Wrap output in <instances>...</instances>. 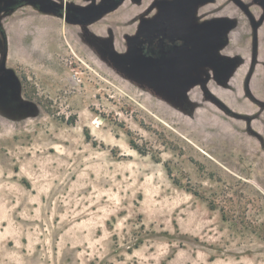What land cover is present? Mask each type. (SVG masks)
Segmentation results:
<instances>
[{
  "label": "rangeland",
  "instance_id": "rangeland-1",
  "mask_svg": "<svg viewBox=\"0 0 264 264\" xmlns=\"http://www.w3.org/2000/svg\"><path fill=\"white\" fill-rule=\"evenodd\" d=\"M164 1L3 15L0 264H264V0H195L194 50L134 65Z\"/></svg>",
  "mask_w": 264,
  "mask_h": 264
},
{
  "label": "flooded vegetation",
  "instance_id": "flooded-vegetation-1",
  "mask_svg": "<svg viewBox=\"0 0 264 264\" xmlns=\"http://www.w3.org/2000/svg\"><path fill=\"white\" fill-rule=\"evenodd\" d=\"M47 1L55 7L51 10L54 11L56 16L63 17L70 24L80 23L82 25L92 24L94 20L101 18L100 16L111 8L124 4V0H81L79 4L69 0ZM25 3L31 4L34 9L39 11L44 12L45 9H49L46 0H13V3H6L0 8V32L4 31L5 24L2 17L6 14V11ZM176 3L179 4L178 10L177 5L175 6ZM164 4V6H161L162 4L157 6L158 10L155 12H151L152 8H148V11L143 16L144 24H151L162 12L166 14L167 11H170L169 13H171V15L164 17L163 29H161L160 33L152 34V37L140 38V61L135 59L133 61L134 65L141 67V63L145 60L160 59L162 57L173 58L175 55L183 59L190 50H194L196 37L190 29L193 30L194 27H199L194 20L195 16L193 17L197 2L195 0H165ZM92 6L96 7V12L92 15L90 12L86 13L85 10ZM164 8L166 9L164 10ZM134 24L133 18L127 22L128 27L129 25L132 27ZM172 28L175 31H171ZM129 40L132 42L135 38H130ZM161 67L162 65L159 66L158 70H161Z\"/></svg>",
  "mask_w": 264,
  "mask_h": 264
},
{
  "label": "water",
  "instance_id": "water-1",
  "mask_svg": "<svg viewBox=\"0 0 264 264\" xmlns=\"http://www.w3.org/2000/svg\"><path fill=\"white\" fill-rule=\"evenodd\" d=\"M46 2H47V5H48L47 7H49L50 9L55 8V7H54L53 5H51L47 0H46ZM178 8H179V4H177V10H178ZM169 15H171V13H169ZM169 15H168V16H169ZM168 20H169V19H168ZM161 29H163V25H162V24L160 25V27H159L158 29L156 28L155 30H152V31H151V30H146V31L144 32V37H147V38H148V37H150L152 34H155V35H156L157 33H160V32H161ZM151 37H152V36H151ZM140 42H141V41L138 40L139 45H140ZM136 48H137V49H135V54H134V55H136V57H137L136 60H137V61H140V53H139L140 48L137 47V46H136ZM158 61L160 62V60H158ZM145 62H146V61H145ZM145 62L142 64V65H144V67L146 66V65H145ZM145 69H146V68H145ZM155 72H156V70H155Z\"/></svg>",
  "mask_w": 264,
  "mask_h": 264
},
{
  "label": "bare ground",
  "instance_id": "bare-ground-1",
  "mask_svg": "<svg viewBox=\"0 0 264 264\" xmlns=\"http://www.w3.org/2000/svg\"><path fill=\"white\" fill-rule=\"evenodd\" d=\"M214 116V115H213ZM214 121V120H213ZM218 122V121H217ZM212 124V123H211ZM219 124V123H218ZM218 124H216V125H218ZM223 124V123H222ZM222 130H224V129H222ZM226 130V129H225Z\"/></svg>",
  "mask_w": 264,
  "mask_h": 264
}]
</instances>
